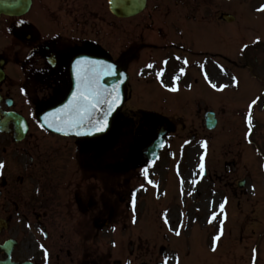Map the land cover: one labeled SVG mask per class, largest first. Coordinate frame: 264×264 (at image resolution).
Listing matches in <instances>:
<instances>
[{
    "label": "flooded vegetation",
    "instance_id": "flooded-vegetation-1",
    "mask_svg": "<svg viewBox=\"0 0 264 264\" xmlns=\"http://www.w3.org/2000/svg\"><path fill=\"white\" fill-rule=\"evenodd\" d=\"M148 1L151 8L146 12H151L147 17L118 18L111 13L109 0H0L1 110L21 113L27 105L30 116L37 120L42 110L63 101L72 86L73 51L112 58L129 74H137L138 82L143 76L149 77L144 90L154 107L175 103L201 106V90L185 96L164 86L173 84L168 69L172 59L168 55L176 47L175 32L183 29L184 19L192 13V0ZM202 3L200 0L194 9ZM21 20L25 23L20 24ZM161 70L163 75L157 77L160 83L152 81L150 74L157 75ZM137 90L128 81L126 100H131ZM139 91L144 94L141 86ZM138 112L141 116L133 121L132 110L124 111L123 106L115 113L111 130L99 139L79 140L43 130L40 145L37 139L31 141L33 134L27 132L31 136L29 145L20 149L24 155L29 154L28 161L11 176L28 182L27 195L33 201L31 187L39 188L40 196L32 209L41 237L31 247L21 248L18 243L12 251L15 259H30L34 264H113L95 256L97 243L119 248L116 242H97L103 231L96 229L102 220L97 222V215L112 220L118 211L111 206V199L122 204L127 198V187L132 182L127 176L131 168L128 159L135 160L132 164L148 166L141 161L145 160L144 135L149 139L161 131H172L170 121L162 118L156 108L152 121L149 114ZM195 115L200 121L201 108ZM129 128H133L139 144L131 156L123 151V138ZM13 150L18 153L15 146ZM15 190L11 184L8 196L14 208ZM40 245L48 250L47 260ZM24 253L30 255L17 258Z\"/></svg>",
    "mask_w": 264,
    "mask_h": 264
},
{
    "label": "rangeland",
    "instance_id": "rangeland-1",
    "mask_svg": "<svg viewBox=\"0 0 264 264\" xmlns=\"http://www.w3.org/2000/svg\"><path fill=\"white\" fill-rule=\"evenodd\" d=\"M207 2L222 6L223 12H229L238 19L236 25L223 27L221 37L208 35L206 41L213 44L214 48L220 45L223 48L220 52L229 58L212 59L207 62L206 69L209 80L217 85H228L227 88L218 91L211 87L207 79L201 82V85L206 87L208 97L223 99L208 103V108L213 109L218 116L217 126L207 132L205 159L208 163L209 176L200 179L198 174H191L189 168L193 159L189 153H185L182 160L187 163L185 166L187 169H184L185 174L180 171L183 179L174 167L162 171L148 189L145 198L148 206L141 219H138L140 208L136 206L133 214L132 205H127L129 204L127 198L122 204L112 198L110 204L118 211L117 219L114 224L100 232L99 238L106 233L104 239H114L119 248L102 249L97 246L95 256L98 260L121 259L123 263L124 259H127L126 264H140L143 261L155 263L168 258L171 264H176L175 257L179 256L180 264H264V53L261 49L256 53L259 59L255 65L257 71L251 73V66L254 65L252 57L254 50L251 49V44L257 37L264 43V12L257 11L264 5V0H207ZM235 38L237 39L234 40ZM244 44H248L249 47L244 49ZM232 77L238 79L239 86L232 83ZM257 96H260L261 100L253 105L251 129L253 133L249 136L246 120L248 105ZM184 115L188 120L187 114ZM259 118H262L261 122ZM183 129L184 127L179 134L185 135L188 128L184 131ZM175 140L177 138H172L169 147H175ZM3 145L8 147L13 144L8 136L0 134V152ZM6 155L8 154H0V161ZM161 159L162 156L159 160ZM162 160L171 165L178 159L172 153H168ZM5 167L12 166L5 162ZM240 179H245L243 187L237 186ZM23 181L24 183L19 186L21 193L14 195L19 208L16 209L8 231L0 233V241L13 237L19 241L21 248H27L34 245L38 234L35 217L24 215L27 207L25 186L28 182ZM221 183H225L230 189L232 185L234 196L228 194V187ZM9 186L0 182V215L11 204L7 201L9 196L7 200L4 198ZM35 188L33 187L31 193L38 196L40 191L36 188L38 190L36 193ZM212 196L217 203L212 201L208 203L209 197ZM225 198L227 203L224 212L227 218L218 215L216 220L209 223L214 212L220 213L219 205ZM133 215L136 223L132 222ZM165 218L171 224H166ZM220 220L224 221L223 234L220 240L215 242L216 250L213 251L214 237L220 232ZM174 223L178 224L172 225ZM28 225H31V228ZM113 227L115 231H110ZM170 228L180 230L181 235L176 236ZM118 233L122 236L114 238L113 236ZM146 239L150 243L148 248L144 242ZM160 244L168 246L165 255V251H158ZM27 255L30 253L18 254L17 258H24Z\"/></svg>",
    "mask_w": 264,
    "mask_h": 264
},
{
    "label": "snow or ice",
    "instance_id": "snow-or-ice-1",
    "mask_svg": "<svg viewBox=\"0 0 264 264\" xmlns=\"http://www.w3.org/2000/svg\"><path fill=\"white\" fill-rule=\"evenodd\" d=\"M111 2V0H110ZM258 12H264V5H261L258 9ZM20 24H24L25 21H19ZM257 37V41H259ZM248 44H244L243 48L247 49ZM73 58L74 72L76 78V88L72 92L71 98L67 103L63 104L61 107L55 109L53 112L46 113L43 117V120H37L41 128L54 129L58 133L64 135H85L103 132L108 128V118L115 111L121 101L120 94V85L123 83V80L117 79L111 86L104 83L106 77H120L123 74L119 72L118 64L115 62H109L106 60H100L94 58L90 54H85L80 51H73L70 53ZM177 60L183 59L184 64H188L186 58L177 56ZM54 63V60L51 61ZM167 64V60L164 61ZM152 67V65H148ZM181 72H184V69H180ZM163 75V70L157 72V77ZM205 78L208 79L207 74L205 73ZM179 77H174V80H178ZM161 83L163 81L161 80ZM209 83L213 89L218 91H223L228 85H217L209 80ZM232 83L236 86H239V81L236 77H232ZM169 87L171 91H178V88L175 86L164 85ZM261 100L260 96H257L251 101L248 105V115L246 117L247 125L249 128L248 135L251 134L252 124V108L253 105H256L258 101ZM8 116L14 114L9 113ZM26 130V126H25ZM86 130V131H85ZM251 142V141H249ZM205 149H207V141L203 142ZM160 147H163V142L161 141ZM5 168V163L0 161V171ZM200 169L203 171L204 163L203 157H201ZM143 175L147 180L148 184H153L154 182L148 178V167L142 169ZM183 184V181H181ZM194 184L195 181H192ZM143 187V185L141 186ZM133 214H135V198L131 201ZM227 203V198L220 203V213H213L209 223L217 219L218 215H223L226 219V213L224 212L225 204ZM133 223H136L135 215H133ZM165 223H168L167 218H165ZM220 223V232L214 237V246L213 251L216 250L215 242L219 241L221 235L223 234V220L219 221ZM114 230V229H113ZM176 236H180L181 232L178 229H171ZM44 249L45 260L48 258V250L44 245H40ZM255 251V250H254ZM176 264H180L179 256L175 257ZM164 264H167V258H165Z\"/></svg>",
    "mask_w": 264,
    "mask_h": 264
},
{
    "label": "water",
    "instance_id": "water-1",
    "mask_svg": "<svg viewBox=\"0 0 264 264\" xmlns=\"http://www.w3.org/2000/svg\"><path fill=\"white\" fill-rule=\"evenodd\" d=\"M117 79H114V77H112V80H111V83L113 84L115 81H116ZM105 82H109V80L108 79H105V81H104V83ZM53 111H55V109L53 110ZM52 111V112H53ZM0 126H2L1 124H0ZM52 130H54V129H52ZM55 131V130H54ZM8 244H10L9 242H6L5 243V248H8ZM6 254H7V259L6 260H3V261H0V264H13V263H11L9 260H8V258H9V253H8V250H6Z\"/></svg>",
    "mask_w": 264,
    "mask_h": 264
}]
</instances>
